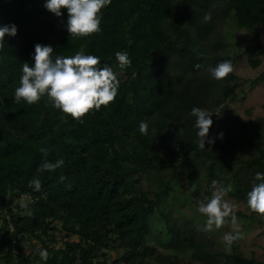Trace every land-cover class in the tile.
<instances>
[{"label":"trees","instance_id":"1","mask_svg":"<svg viewBox=\"0 0 264 264\" xmlns=\"http://www.w3.org/2000/svg\"><path fill=\"white\" fill-rule=\"evenodd\" d=\"M43 3L0 0V25L17 28L0 49V264H155L159 257L157 264H179L178 258L185 264H259L236 250H208L192 228L171 224L163 213L166 233L160 231L159 243L165 254L150 244V235L177 175H185L188 197L198 204L210 198L213 181H226L239 161L233 140L215 129L214 113L205 146L198 147L189 112L192 107L215 112L246 83L233 71L213 79L209 67L224 60L234 67L244 57L252 69L262 65L264 45L256 27H264V0H111L100 10V32L85 37L67 32L66 10L57 17ZM226 16L251 35L242 54L215 52L225 45L216 34ZM37 43L51 45L53 57L77 51L100 57L117 75V96L79 120L53 108L46 96L17 103L21 65L33 62ZM117 51H127L130 66L117 67ZM249 83L251 91L264 86V72ZM141 121L148 122L146 134L139 132ZM234 123L257 153L245 162V183L231 192L247 203L255 173H264V124L237 118ZM58 158L64 160L61 168L40 167ZM156 168L170 173L159 177L156 190H145L142 179ZM33 178L41 181L39 191L29 186ZM235 214L236 221L252 217ZM60 231L69 236L56 247ZM29 240L47 249L46 262L37 254L40 248L24 251ZM103 250L123 253L113 261L96 260Z\"/></svg>","mask_w":264,"mask_h":264},{"label":"clouds","instance_id":"2","mask_svg":"<svg viewBox=\"0 0 264 264\" xmlns=\"http://www.w3.org/2000/svg\"><path fill=\"white\" fill-rule=\"evenodd\" d=\"M111 0H44L43 7L55 16L62 15L61 9L66 10V30L69 34L77 37H85L92 33L100 32L101 9L106 7ZM17 28L14 24L0 25V49L5 46V36H15ZM51 45L35 44L31 54L32 63L23 62L19 86L14 90V100L18 103L23 100L27 104H34L46 96L53 108H57L73 119L79 120L91 109H99L101 105H108L117 96L119 80L108 64H101L100 57L93 54H84L77 51L74 55L52 56ZM117 67L124 69L131 65L127 51L115 52ZM199 67V65H197ZM211 78L221 80L233 71L230 60L217 63L209 67ZM204 108L192 107L189 114L194 117L193 128L196 130L198 147L204 148L205 138L212 125V114ZM141 134H146L148 122L141 121L138 126ZM222 133L218 137H222ZM209 143L212 141L209 140ZM47 156V149H40ZM64 164L62 158L54 162L44 160L40 167L52 172L61 168ZM60 181L65 177L60 176ZM216 182L213 181V185ZM29 186L34 191H39L41 181L33 178ZM195 186L193 185V189ZM230 186L216 188L210 198L198 202L197 211L205 217V231L211 230L213 226L219 229L225 223H236L235 206L224 199ZM248 207L260 214H264V173L257 172L254 175V183L247 193ZM27 214L32 215L31 210ZM228 218V219H226ZM241 234L224 233L222 240L226 247H230L234 240ZM37 254L41 261H47L49 253L47 249L40 248Z\"/></svg>","mask_w":264,"mask_h":264},{"label":"rangeland","instance_id":"3","mask_svg":"<svg viewBox=\"0 0 264 264\" xmlns=\"http://www.w3.org/2000/svg\"><path fill=\"white\" fill-rule=\"evenodd\" d=\"M217 27V39L225 45L223 48L215 49V52L220 55H234L242 54L248 47V40L251 38L247 30L240 29L236 26L231 16H226ZM259 32L261 43L264 45V27L258 25L256 27ZM234 74L241 80L245 81L237 91L236 97L221 101L220 105L215 110L214 115L218 118L219 123L215 129L221 131L226 137L234 142V154L239 158L235 161L232 168V174L225 177L226 181H215L213 190L220 187L230 186L231 190L226 192L224 199L230 204L235 206V212L241 211L248 216H252L247 220H238L235 224L227 222L219 229L214 226L211 230L205 231V217L197 211V203L194 199L188 197L187 181L183 174L177 175L176 180L172 183L168 197L161 206V211L157 213L155 224L150 235V244L159 248L162 253H166L165 249L160 245L159 241L162 238L160 231L166 233V219L161 215L167 216L168 221L176 222L180 226H188L198 235V238L210 251H225L231 253L236 250L243 256L250 258L254 256L259 264H264V219L258 214H253L247 203L236 200L232 197L231 192L234 185L245 183L248 171L245 167V162L255 158L257 153L243 142L237 125L234 123L237 118L241 122L253 123L260 122L264 124V86H259L255 90H250V83L264 72V60L260 67L252 69L247 59L244 57L240 62L236 63L233 67ZM249 136H255L262 140L259 135L256 136L253 131L249 130ZM252 134V135H251ZM264 145V144H263ZM174 162V161H173ZM170 172L162 168H156L152 171L151 175L145 176L142 179V186L145 190H156L158 186V179L165 178ZM237 173L238 177H233ZM204 196V194L202 195ZM18 203L23 206L24 198H20ZM241 235L233 241L230 247H226L222 236L224 233H236ZM164 233V234H165ZM69 235L60 231L57 233L56 247H61L63 239ZM72 240H77L76 237H70ZM41 245L36 240H29L23 244L24 251L29 253L32 248H40ZM122 250H103L95 254V259L100 260L106 258L108 261H113L120 258ZM179 264H185L183 258H178ZM183 260V261H182ZM155 264L162 263L161 257L158 260L154 259Z\"/></svg>","mask_w":264,"mask_h":264}]
</instances>
